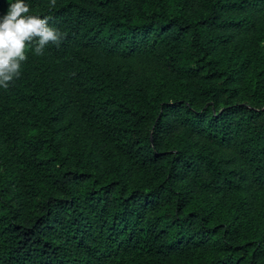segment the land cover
Segmentation results:
<instances>
[{
    "label": "trees",
    "instance_id": "16d2710c",
    "mask_svg": "<svg viewBox=\"0 0 264 264\" xmlns=\"http://www.w3.org/2000/svg\"><path fill=\"white\" fill-rule=\"evenodd\" d=\"M15 0H0V16ZM64 39L0 87V264H264V0H25ZM252 96V97H253Z\"/></svg>",
    "mask_w": 264,
    "mask_h": 264
},
{
    "label": "clouds",
    "instance_id": "9594fccd",
    "mask_svg": "<svg viewBox=\"0 0 264 264\" xmlns=\"http://www.w3.org/2000/svg\"><path fill=\"white\" fill-rule=\"evenodd\" d=\"M55 6L56 0H51L50 7ZM28 13L25 0H15L0 16V87L4 89L19 78L22 62L27 60L25 49L29 45L35 55H43L50 43L59 46L64 39L59 30L49 26L50 17Z\"/></svg>",
    "mask_w": 264,
    "mask_h": 264
},
{
    "label": "rangeland",
    "instance_id": "374dc122",
    "mask_svg": "<svg viewBox=\"0 0 264 264\" xmlns=\"http://www.w3.org/2000/svg\"><path fill=\"white\" fill-rule=\"evenodd\" d=\"M211 55L218 60L220 65L234 61L240 64L242 60H245V64L239 68L240 76L235 83L238 91L235 97L251 101L255 97L253 95L252 97L249 93L252 81L256 77L259 66L264 64V39L259 44L244 49L221 47L211 52ZM251 78L252 81H250ZM203 201H208L214 215L218 218L222 216L230 217L243 230L254 227L259 232L264 231V207L262 206L248 207L242 198L237 196L229 197L226 201L214 199H203Z\"/></svg>",
    "mask_w": 264,
    "mask_h": 264
}]
</instances>
